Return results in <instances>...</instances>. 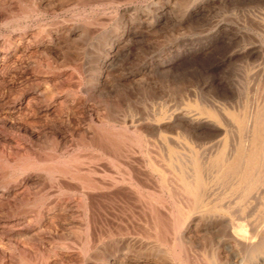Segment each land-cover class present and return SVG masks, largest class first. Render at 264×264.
Segmentation results:
<instances>
[{
    "label": "rangeland",
    "instance_id": "rangeland-1",
    "mask_svg": "<svg viewBox=\"0 0 264 264\" xmlns=\"http://www.w3.org/2000/svg\"><path fill=\"white\" fill-rule=\"evenodd\" d=\"M261 109L264 0H0V264H214L237 216L263 238L264 189L235 206L210 166ZM170 156L225 207L181 227Z\"/></svg>",
    "mask_w": 264,
    "mask_h": 264
},
{
    "label": "bare ground",
    "instance_id": "bare-ground-1",
    "mask_svg": "<svg viewBox=\"0 0 264 264\" xmlns=\"http://www.w3.org/2000/svg\"><path fill=\"white\" fill-rule=\"evenodd\" d=\"M21 8V7H20ZM22 9V8H21ZM85 21V20H84ZM39 29V28H38ZM82 67V66H81ZM78 68V67H77ZM81 70V69H80ZM256 78V77H255ZM260 87V86H259ZM60 92V91H59ZM50 95V94H49ZM184 95V94H183ZM47 96V95H46ZM50 98V97H49ZM72 98V97H70ZM48 99V98H47ZM237 105V104H236ZM255 107V106H254ZM143 116V115H142ZM249 117V116H248ZM113 118V117H112ZM194 118V117H193ZM232 118L237 122L240 129L242 130L241 138L238 140L235 152L230 154V149L232 142L224 145L223 149H220L211 160V167L218 169L216 178L221 181L222 184L228 185L226 193L234 194L237 192L235 198V206H240L244 200L248 199H257L258 191L264 189V109L259 110L255 115H251L248 120L242 116H232ZM181 119V118H180ZM196 119V118H195ZM194 119V120H195ZM178 121V120H177ZM103 122V121H102ZM90 123V122H89ZM195 124V123H194ZM231 125V124H230ZM109 127V126H108ZM231 127V126H230ZM50 129V128H49ZM94 129V128H93ZM103 129V128H102ZM105 129V128H104ZM129 129V128H128ZM148 129V128H147ZM223 129V128H222ZM82 130V129H81ZM230 130V129H229ZM234 130V129H233ZM223 131V130H222ZM96 132V130H95ZM115 132V130H114ZM229 132V131H228ZM142 133V132H141ZM233 133H236L235 130ZM101 134V132L99 133ZM118 134V133H117ZM134 135V134H133ZM144 135V134H143ZM95 137V136H94ZM110 137V136H109ZM77 138V137H76ZM85 139V138H84ZM114 139V138H113ZM164 139V138H163ZM82 140V139H81ZM80 140V142H81ZM92 140V139H91ZM101 140V139H100ZM103 140V139H102ZM112 140V139H111ZM115 140V139H114ZM126 140V139H125ZM165 140V139H164ZM175 140V139H174ZM86 141V140H85ZM110 140H108L109 142ZM150 141V140H149ZM148 141V142H149ZM69 142V141H68ZM103 142V141H102ZM111 142V141H110ZM113 142V141H112ZM115 142V141H114ZM119 143V141H118ZM146 143V142H145ZM152 143V142H151ZM182 143V142H181ZM148 144V143H147ZM154 144V143H153ZM216 144V142H215ZM220 144V142H219ZM166 146V145H165ZM220 146V145H219ZM157 147V146H156ZM164 147V146H163ZM138 148V147H137ZM188 148V147H187ZM111 149V148H110ZM233 149V148H232ZM169 150V149H168ZM148 151V150H146ZM189 151V149H188ZM234 151V150H233ZM121 152V151H120ZM168 152V151H167ZM174 152V151H173ZM172 152V155L175 156V153ZM80 154V153H79ZM153 155V154H152ZM165 155V154H164ZM196 155V154H195ZM204 155V154H203ZM42 156V155H41ZM40 156V157H41ZM74 156V155H73ZM202 156V155H201ZM75 157V156H74ZM177 158V157H176ZM72 159V158H71ZM206 159V158H205ZM192 158L189 162H184L183 160L178 164L174 162L176 160L170 156L169 160V169L172 173L171 179L168 172L159 169L156 167L159 172V177L161 176L162 181L165 186L169 185L172 181L177 183L174 187L173 192L178 193L181 198L188 200V205L184 208L181 205V210L178 213V222L182 225L188 220H195L197 216L206 213L208 210L213 208H224L223 205V194H215L213 197L209 195L208 188L206 189V178L208 175L204 164L197 163L193 161ZM49 161V160H48ZM52 161V160H51ZM206 161V160H205ZM160 162V161H159ZM116 163V162H115ZM78 164V163H77ZM128 164V163H127ZM106 167V166H105ZM167 168V167H166ZM214 168H211L210 171L214 172ZM49 169V168H48ZM63 169V168H62ZM177 169V170H175ZM193 171L192 173L189 172ZM110 170V169H109ZM151 170V169H150ZM81 171V170H80ZM124 171V170H123ZM167 171V169H166ZM61 172V171H60ZM68 172V170H67ZM140 172V171H139ZM138 173V171H137ZM156 173V172H155ZM71 173H69L70 175ZM128 174V173H127ZM170 174V173H169ZM78 175V174H77ZM87 175V174H86ZM72 176V175H71ZM76 176V175H75ZM63 177V176H62ZM90 177V176H89ZM77 178V177H75ZM83 179V178H82ZM43 180V179H42ZM92 180V179H91ZM86 181V180H85ZM88 181V180H87ZM83 182V181H81ZM80 182V183H81ZM171 182V183H172ZM85 183V182H84ZM96 183V182H95ZM144 183V182H143ZM162 183V182H161ZM89 184V183H88ZM101 184V182H100ZM83 185V183H82ZM86 185V184H85ZM83 185V187L85 186ZM160 185V184H159ZM219 186V185H218ZM88 187V185H87ZM95 187V186H93ZM173 187V185H172ZM154 188V187H153ZM90 189V188H88ZM136 190V189H135ZM164 190V189H163ZM169 190V189H168ZM175 190V191H174ZM223 190V189H222ZM94 192V191H93ZM115 192V191H114ZM160 192V191H159ZM212 192V191H211ZM217 192V191H216ZM262 192V191H261ZM117 194V193H116ZM211 194V193H210ZM99 196V195H98ZM106 196V195H105ZM178 196V197H179ZM228 196V195H227ZM235 197V196H234ZM131 198V197H130ZM230 198V197H229ZM260 198V197H259ZM258 198V199H259ZM159 200V199H158ZM259 202V200H257ZM154 202V201H153ZM171 202V201H170ZM256 202V201H255ZM261 202V200H260ZM151 203V202H150ZM166 203V201H165ZM163 203V204H165ZM183 203V202H181ZM232 203V202H231ZM257 204V202H256ZM167 205V204H166ZM227 205V204H225ZM251 205V204H250ZM229 206V205H228ZM234 206V207H235ZM5 207V206H4ZM230 207V206H229ZM251 207V206H250ZM256 207V206H255ZM177 208V207H175ZM228 208V207H227ZM236 208V207H235ZM257 208V207H256ZM116 209V208H115ZM178 209V208H177ZM180 209V208H179ZM178 209V210H179ZM239 209V208H238ZM237 209V210H238ZM256 210V209H254ZM253 208L251 211H254ZM239 211V210H238ZM177 212V211H176ZM237 212V211H236ZM23 213V212H22ZM60 214V213H59ZM234 214V213H233ZM111 215V214H110ZM170 215V214H169ZM204 215V214H203ZM202 215V216H203ZM218 215V214H215ZM240 215V214H239ZM259 215V214H258ZM93 216V215H92ZM167 216V214H166ZM176 216V215H175ZM212 216V215H211ZM229 216V215H228ZM227 216V217H228ZM234 216V215H233ZM245 216V215H244ZM243 216V217H244ZM161 217V216H160ZM168 217V216H167ZM204 217V216H203ZM210 217V216H209ZM214 217V216H213ZM216 217V216H215ZM209 218L207 223L201 229L203 235L208 233H214L219 231L217 224L223 222L221 219ZM226 217V216H225ZM223 218V217H222ZM100 220V219H99ZM241 220V217L237 216L232 220L233 224H236L239 229H241L240 237H236L231 233V230H228L222 233L221 236H217L216 241L211 240L214 245V248L207 254V257L211 259L214 264H223L219 263L216 260L215 252H220L223 250L225 253H228L229 261L226 264H249L247 263V257H252L255 253L264 252V237L256 238L254 235L253 229L252 233H249V224H245ZM166 221V220H165ZM264 221V220H263ZM159 222V221H158ZM225 222V221H224ZM251 222V221H250ZM262 222V220H261ZM153 223V222H152ZM227 223V222H226ZM171 224V223H170ZM186 224V223H185ZM193 225V224H192ZM222 225V224H221ZM225 225V224H224ZM230 225V224H229ZM227 225V227H229ZM258 225V224H257ZM168 226V225H167ZM256 226V225H255ZM202 227V226H201ZM226 227V228H227ZM84 228V227H83ZM151 228V227H150ZM260 229H264V222L259 224ZM221 229V228H220ZM225 229V228H223ZM167 230V229H165ZM186 230V229H185ZM180 231V230H179ZM221 231V230H220ZM230 231V232H229ZM256 231V230H255ZM75 232V231H73ZM78 233V232H76ZM173 233V232H172ZM169 234V232H168ZM79 235V234H78ZM215 235V234H214ZM219 235V234H218ZM77 236V234H76ZM75 236V237H76ZM258 236V235H257ZM71 237V235H70ZM165 237V236H164ZM79 238V237H78ZM176 238V237H175ZM178 238V237H177ZM204 238V237H203ZM206 238V237H205ZM17 239V238H16ZM168 240V239H167ZM78 241V240H77ZM175 241V240H174ZM174 243V242H173ZM203 243V242H201ZM207 243V242H206ZM211 243V244H212ZM176 244H178L176 242ZM68 245V244H67ZM179 245V244H178ZM200 245V244H199ZM30 246V245H29ZM60 246V245H59ZM131 246V245H130ZM159 246V245H158ZM141 247V246H140ZM181 247V244H180ZM42 248V247H41ZM61 248V247H60ZM161 248V247H160ZM163 248V247H162ZM165 248V247H164ZM29 249V248H28ZM142 249V248H141ZM206 247L204 248V250ZM210 249V246H209ZM2 250L6 249L3 247ZM166 251V249H164ZM216 250V251H215ZM30 251V250H29ZM157 251V249H156ZM159 251V250H158ZM176 251V250H175ZM185 251V250H184ZM199 251V250H198ZM54 252V251H53ZM162 252V251H160ZM168 252V251H167ZM222 252V251H221ZM178 253V252H177ZM169 254V253H168ZM257 256V255H256ZM255 256V257H256ZM6 257V256H5ZM35 257V256H34ZM182 257V256H181ZM226 257V255H225ZM262 257V256H260ZM27 258V257H26ZM168 258V257H167ZM220 258V257H219ZM253 258V257H252ZM224 259V258H223ZM207 260V259H205ZM263 260V259H262ZM11 261V260H10ZM95 261V260H94ZM156 261V260H155ZM191 261V260H190ZM201 261V260H200ZM223 261V260H222ZM82 262V261H80ZM189 262V261H188ZM221 262V261H220ZM4 263V262H3ZM66 263V262H65ZM130 263V262H129ZM259 261L257 262V264ZM225 264V263H224Z\"/></svg>",
    "mask_w": 264,
    "mask_h": 264
}]
</instances>
